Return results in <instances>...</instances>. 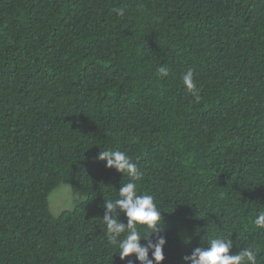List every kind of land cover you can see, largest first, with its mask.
I'll return each instance as SVG.
<instances>
[{
	"label": "trees",
	"instance_id": "16d2710c",
	"mask_svg": "<svg viewBox=\"0 0 264 264\" xmlns=\"http://www.w3.org/2000/svg\"><path fill=\"white\" fill-rule=\"evenodd\" d=\"M104 149L162 212V264L218 236L264 264V0H0V264H139L102 222L130 179ZM60 185L86 198L53 216Z\"/></svg>",
	"mask_w": 264,
	"mask_h": 264
},
{
	"label": "clouds",
	"instance_id": "9594fccd",
	"mask_svg": "<svg viewBox=\"0 0 264 264\" xmlns=\"http://www.w3.org/2000/svg\"><path fill=\"white\" fill-rule=\"evenodd\" d=\"M118 15H124L125 9H115ZM162 78L169 76L166 65L157 69ZM187 90L195 94L194 72L188 68L181 77ZM199 95L195 94L196 102ZM99 162H106L105 167L115 169L118 173L129 177V182L123 183L118 191V198L105 200L102 222L106 226L108 241L119 249L121 260L135 256L139 264H162L164 260L163 249L167 243L165 235H161L162 215L155 199L149 194H139L136 181L141 179V173L132 158L119 150H100L96 157ZM123 213L127 218L125 225L119 219ZM257 228L264 229V212H260L254 219ZM145 226L146 234L142 237L140 228ZM156 236L153 241L152 237ZM146 241L141 244V241ZM208 247H197L191 255L182 257L183 264H258L257 250L253 247L240 249L236 254H230L233 241L226 237H215L207 241ZM149 253L152 258L149 259Z\"/></svg>",
	"mask_w": 264,
	"mask_h": 264
},
{
	"label": "rangeland",
	"instance_id": "374dc122",
	"mask_svg": "<svg viewBox=\"0 0 264 264\" xmlns=\"http://www.w3.org/2000/svg\"><path fill=\"white\" fill-rule=\"evenodd\" d=\"M85 198L86 191L70 185H60L48 197L49 210L53 216H57L62 211L71 210Z\"/></svg>",
	"mask_w": 264,
	"mask_h": 264
}]
</instances>
